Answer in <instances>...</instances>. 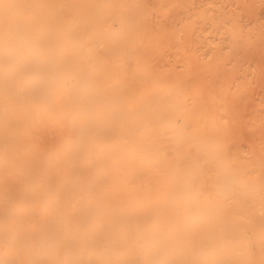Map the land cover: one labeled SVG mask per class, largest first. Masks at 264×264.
<instances>
[{"label":"bare ground","instance_id":"obj_1","mask_svg":"<svg viewBox=\"0 0 264 264\" xmlns=\"http://www.w3.org/2000/svg\"><path fill=\"white\" fill-rule=\"evenodd\" d=\"M0 264H264V0H0Z\"/></svg>","mask_w":264,"mask_h":264}]
</instances>
